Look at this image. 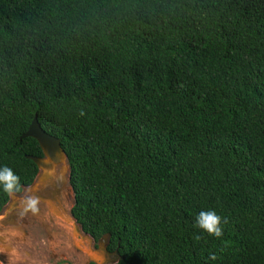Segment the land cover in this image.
I'll use <instances>...</instances> for the list:
<instances>
[{"label":"trees","instance_id":"trees-1","mask_svg":"<svg viewBox=\"0 0 264 264\" xmlns=\"http://www.w3.org/2000/svg\"><path fill=\"white\" fill-rule=\"evenodd\" d=\"M34 116L115 264H264V0H0V211Z\"/></svg>","mask_w":264,"mask_h":264},{"label":"flooded vegetation","instance_id":"flooded-vegetation-1","mask_svg":"<svg viewBox=\"0 0 264 264\" xmlns=\"http://www.w3.org/2000/svg\"><path fill=\"white\" fill-rule=\"evenodd\" d=\"M61 166L62 165H58L56 167L51 179L40 183L37 188H34L37 183V178H39L38 175H40L37 168V173L32 184L27 187H23L24 189H22L19 194H15L19 200L18 202H15L17 204L12 212L8 210L11 209L9 207L11 204H14V202L9 196L7 204H10V206L5 208L3 207L4 209L2 208L3 210L0 211V216L2 215L0 225H4L6 228H9L12 227L15 222H19V224H24L26 226H28V222H31L34 225L37 224L39 228L44 229L47 234L50 231V228L59 232L60 228H58V226L64 227V225H67L70 227V234L72 236L75 228L73 222L74 218L71 213L74 206V192L69 181L70 171H68V173L64 176H61ZM23 194L26 196L25 198L21 196ZM32 200L36 201L35 209L30 203ZM66 206H68L67 211L65 208ZM80 232L83 234L82 231ZM52 234H54V232H52ZM48 238L52 237L48 236ZM78 238H81V236H78ZM4 240L5 239L0 236L1 244H3ZM91 246L94 250L98 248L97 242L95 241H93ZM108 254L110 256L106 259L108 262H112V260L115 259V252L108 251ZM4 259L5 254L3 251H0V261H4ZM89 263L93 264L91 262Z\"/></svg>","mask_w":264,"mask_h":264},{"label":"rangeland","instance_id":"rangeland-1","mask_svg":"<svg viewBox=\"0 0 264 264\" xmlns=\"http://www.w3.org/2000/svg\"><path fill=\"white\" fill-rule=\"evenodd\" d=\"M21 196L26 197L24 194ZM18 200L15 196L13 202ZM65 208L67 211L68 206ZM58 228L59 232L50 228L47 234L31 222H28V226L15 222L9 228L0 225V236L5 239L3 244L0 242V251L5 254L0 264H90L84 251L91 249V245L86 240L71 236L69 226Z\"/></svg>","mask_w":264,"mask_h":264},{"label":"water","instance_id":"water-1","mask_svg":"<svg viewBox=\"0 0 264 264\" xmlns=\"http://www.w3.org/2000/svg\"><path fill=\"white\" fill-rule=\"evenodd\" d=\"M25 137H31L35 139L39 144L42 152V157L26 156L27 159L32 160V162L39 170L40 175H38L39 178H37V183L34 188H37L40 183L46 182L48 179H51L58 165H62L60 170L61 176H64L66 173H68V171H70L67 157L60 146L59 139L45 133L38 124L36 116H34L27 132L21 136V139ZM10 198L14 201L15 194H10ZM7 206H10V204H6L4 208ZM73 222L75 227L73 234L74 237L81 236V239L86 240L87 244L91 245L94 241L93 238L85 234L84 232L83 234H81L80 231H82V228L76 223L75 219H73ZM109 238V234L103 235L102 238L97 242V249L94 250L92 246H90L91 249H87L86 251H84V255H86L88 263L91 262L93 264H115L118 261L119 257L117 252H115V259L112 260V262H108L106 259L110 256L107 251Z\"/></svg>","mask_w":264,"mask_h":264},{"label":"clouds","instance_id":"clouds-1","mask_svg":"<svg viewBox=\"0 0 264 264\" xmlns=\"http://www.w3.org/2000/svg\"><path fill=\"white\" fill-rule=\"evenodd\" d=\"M0 184H3L6 191H12L19 184V177L8 167L0 168ZM31 205L35 209L36 201L32 200ZM222 218L213 209L201 211L196 217V226L207 232L209 235L220 237L222 235ZM226 223V220L224 221ZM214 258V257H213Z\"/></svg>","mask_w":264,"mask_h":264},{"label":"bare ground","instance_id":"bare-ground-1","mask_svg":"<svg viewBox=\"0 0 264 264\" xmlns=\"http://www.w3.org/2000/svg\"><path fill=\"white\" fill-rule=\"evenodd\" d=\"M16 204H17V203H15V205H14V204H12V207L10 206V207H11V209H10V210H8V211L12 212V211L15 209V207H16ZM10 207H9V208H10Z\"/></svg>","mask_w":264,"mask_h":264}]
</instances>
